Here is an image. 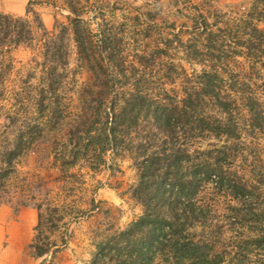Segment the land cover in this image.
Masks as SVG:
<instances>
[{"label":"trees","instance_id":"obj_1","mask_svg":"<svg viewBox=\"0 0 264 264\" xmlns=\"http://www.w3.org/2000/svg\"><path fill=\"white\" fill-rule=\"evenodd\" d=\"M38 1L30 0L22 17L0 13V201L35 209L30 256L51 254L53 264L69 240L68 225L101 211L93 195L85 196L82 171L105 168L112 176L110 157L132 162L128 194L141 214L123 229L97 230L87 264H264L263 156L244 141L264 133L262 103L247 94L264 67L257 26L264 0L254 1L233 41L204 29L203 43L185 48V62L202 69L182 76L181 98L150 90L145 58L126 64L100 31L114 77L88 71L103 95L96 107L91 90L72 92L76 106L69 96L70 47L89 49L80 15L68 4L66 22L50 33L33 10ZM20 47L36 49L39 71L13 89L11 53ZM243 56L246 77L234 71ZM173 73L165 78L174 80ZM31 155L44 176L18 172Z\"/></svg>","mask_w":264,"mask_h":264},{"label":"rangeland","instance_id":"obj_2","mask_svg":"<svg viewBox=\"0 0 264 264\" xmlns=\"http://www.w3.org/2000/svg\"><path fill=\"white\" fill-rule=\"evenodd\" d=\"M254 1L256 0H39L38 5H33V10L41 17L50 33L54 31L56 22H66L64 18L69 15L66 8L68 4L80 15V27L89 49L84 54L74 44L70 47L69 72L72 82L68 86L69 96L73 106H76V97L72 92L91 90L90 104L96 107L103 105V95L99 94V80L91 78L88 71L96 70L114 77L113 68L106 64V54L101 49L100 31L104 30L115 42V56L127 62L126 64H136L140 57L145 58L144 63L149 66L146 68L147 74L152 76L148 85L150 90H165L172 97L181 98L179 84L182 76L190 74L192 70L199 72L202 69L185 62L188 54L185 48L188 50L195 42L203 43L204 29L224 40L233 41L237 27L249 22L246 17L252 12ZM29 2L30 0H0V13L22 17ZM257 26L264 31V23ZM223 31L229 35L221 33ZM243 58L244 56L237 59L239 64L233 69L235 73L246 77L251 71L248 61H243ZM36 62L40 61L35 48L20 47L14 50L11 53L10 88H19L17 81H23L29 74L38 72ZM97 64L103 67L101 70L104 72L95 69ZM171 71L174 72V80L165 78ZM254 74L258 75L249 83L247 94L260 100L264 113V67ZM161 77L165 79L159 81L158 78ZM237 114L242 116L239 121L241 130L249 135V129L245 128V113L239 108ZM255 136L245 137L244 141L249 142L247 145L253 154H257V151L261 153V166L264 170V133H256ZM34 157L31 155L22 161L18 168L20 175L46 174L38 168ZM106 160L107 166L114 168L112 176L105 168L96 174L82 171L85 174V196L93 195L100 202L101 211L68 225L69 240L66 247L55 255L53 264H87L94 251L97 230L105 232L109 229H123L141 214V207L128 194L135 178L132 162L129 159L112 162L110 157ZM36 215L32 207L16 208L0 201V264H48L51 261V254L37 259L31 257L28 251L34 236Z\"/></svg>","mask_w":264,"mask_h":264}]
</instances>
